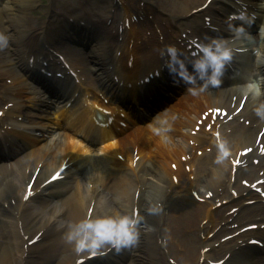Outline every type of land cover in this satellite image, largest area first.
I'll use <instances>...</instances> for the list:
<instances>
[{
	"label": "bare ground",
	"instance_id": "obj_1",
	"mask_svg": "<svg viewBox=\"0 0 264 264\" xmlns=\"http://www.w3.org/2000/svg\"><path fill=\"white\" fill-rule=\"evenodd\" d=\"M38 1L7 0L6 4L0 7V33L9 38L8 47L0 50V72L7 78L14 75L16 65L24 64L22 47L27 44L30 47V42L25 39L30 32H26L22 26L26 21L28 10L36 6ZM140 1L154 8L147 9L150 13L153 10L163 12L168 17V19L148 18L155 29L147 37L149 41L146 48L137 44L130 50V39L123 44L119 42V36L112 30H101L97 32L95 44L89 48V61L78 52L67 54L68 57L71 54L76 55L82 64L86 65L88 62L89 66L91 63V72L103 85H111L112 81L122 83L120 78L112 81L108 79L109 74L106 71L108 67L120 61L115 52L121 49L124 50V55L132 60L131 68L126 65L125 75L129 80L134 77L146 80L156 71L160 72V76L163 73L160 51L166 43L174 42L168 39V35H172V31H169L170 24L178 18L188 16L192 10L198 9L207 0ZM118 4L124 10V14L121 15L123 20L133 18L134 15L141 17V14L134 10L128 11L130 4L128 1L118 0ZM53 8V5L47 7L50 18L41 29L44 37L56 36L46 27L59 20H54L55 17L58 18V15L54 13ZM144 11L147 13L146 9ZM192 28L194 30L191 32L189 29L179 30V37L182 38L185 33L186 38L190 39L193 35H197L202 27L193 26ZM135 34L134 30L130 35ZM144 35L145 31H142V36L138 33V39L143 38ZM162 35L165 37V44L160 42ZM30 38L32 39V36ZM144 62L149 64L145 66ZM9 63L13 64L11 68L8 67ZM259 69L264 71V63L259 64ZM17 80L18 78H15V82ZM155 82V79H147L146 84L159 93L160 90ZM0 89V106L3 102L11 104L4 112V119H0L3 132L14 134L19 140L18 143H14L16 147L20 149L23 147L26 150L34 148L30 151L29 160L19 158L10 163L9 160L12 157H8L0 161V264H77L79 258L88 257V254L77 255L72 247L65 243L63 235L71 224L87 216L90 207L93 209V218L101 215L131 214L133 209H136L143 217L139 242L133 248L124 249L123 264H172V262L173 264H210L217 261L215 259L217 256L220 257L218 260L224 259L223 264H242L236 260L238 251L255 254V249L252 247H244L246 238L247 241L250 240L252 232L243 233L241 229L256 224V221L264 224V208L253 209L262 213L258 215L260 218L255 222L242 227V224L239 226L240 221H237V215L242 210L244 219L257 218L250 212L252 208L247 202L255 201L254 204H257L259 197L252 190L264 189V185L253 186L259 177L255 178V174L248 170L252 168L250 160L246 157V167L235 169L230 163L225 171L223 167L214 163L216 150L200 159L188 147L190 140L201 148L205 147L204 138L208 134L200 131L198 135L191 136L190 131L194 128L196 118L204 106L218 105L223 102L222 89L215 92L208 90L197 97L183 93L167 108L161 110L157 115L166 111L170 117H175L172 121V130L167 133V140L153 135L150 131L149 125L153 119L147 125L134 127L132 131L121 136L118 135L121 130L117 128H100L89 120L86 112L92 114L94 109L88 107L83 100L78 107L82 108L84 116L66 111L62 108L63 104H60L57 116H59V127L60 124L63 125V132H59L57 138L48 136L41 139L31 132L36 130L35 127L46 129L45 122H36L29 127L17 121L18 117L29 118V109H32L39 99L30 97V90L21 81L14 86L0 85ZM121 90L125 91L126 88ZM236 92H239V95L235 103L239 104L244 96L243 92L236 89L232 90V95ZM19 99L21 103L18 102ZM50 103L53 104L52 101ZM252 103L253 99L249 96L245 106ZM41 104L47 109L50 107L44 101ZM232 104L231 102L229 107H232ZM252 116L254 113L250 115ZM39 119L44 120L42 114ZM262 125L264 123L260 122L252 132L250 127L237 125L232 134L235 142L233 143L232 139L227 140L230 145L233 144V156L236 157L238 152L244 149L240 147L241 145L254 147L250 157L257 154L255 142ZM187 128L190 130L187 131ZM78 137L83 140H79ZM80 141H86L90 146L98 143L101 146L95 150L97 152L92 158L84 159L77 155L80 151L78 148ZM260 144L264 145V136ZM87 150L83 149L81 152ZM135 151L136 154H134ZM136 156L140 158L134 165ZM181 156L186 157V163L191 167L190 173L184 170L185 164L180 159ZM188 156H190L189 159ZM29 163L32 164L29 165ZM173 163H176L175 170L170 167ZM62 164L70 165L65 176L70 177L73 184L63 189H59L58 186L64 180L51 185L49 188H53L50 189L49 194L52 197L37 198L35 204L29 208L25 195L37 169L39 171L31 189L36 193L34 197L38 196V189L45 176ZM72 165L75 166L72 167ZM73 170L78 173L74 175ZM78 175H83V179L76 181ZM175 178L178 179L177 183H174ZM246 181L250 183L249 186L243 185ZM232 190H239L238 194L242 197L240 202L234 204L238 207V211L233 215L226 214L227 207H223V204L221 209L216 208V204L222 200L230 198V203L234 202V195L230 197L227 195ZM209 193L213 194L210 199H203V202L197 200ZM98 194L102 196V199L96 201L95 196ZM150 205H158L161 211L158 214H149L147 208ZM114 206L119 207L121 213L114 211ZM202 221L206 222V226L202 225ZM38 233H42L40 240L24 247ZM263 233L258 231L255 236H263ZM211 234L213 236L210 238ZM219 234L221 238L226 236H232V238L222 244L218 239ZM223 245L225 246L222 247ZM205 249H207L206 252ZM39 259L43 262H39L41 261ZM89 260L86 258L85 262ZM246 260L249 261V259L244 261ZM84 264L104 263L92 261Z\"/></svg>",
	"mask_w": 264,
	"mask_h": 264
},
{
	"label": "clouds",
	"instance_id": "obj_2",
	"mask_svg": "<svg viewBox=\"0 0 264 264\" xmlns=\"http://www.w3.org/2000/svg\"><path fill=\"white\" fill-rule=\"evenodd\" d=\"M236 4L241 5V8L227 19L231 43L223 37H210L206 38V43L197 44L198 50L191 54L183 52L175 45H167L160 51V56L164 60L163 68L167 70L173 84L184 85L187 93L193 97L220 87L235 52L239 50L231 46L232 44L254 41L247 28L255 22V16L247 13L243 0H236ZM260 38L264 40V32L260 33ZM8 43V36L0 33V50L8 47ZM252 50L258 60L264 63V44H255ZM243 96L253 98L252 111L258 121L264 123V98H261L264 93L261 92L259 85H248L243 89ZM174 120L175 117H170L165 111L153 118L149 125L150 131L153 135L167 140V133L172 130ZM217 137L214 163L226 171L232 162V149L227 140L219 138V134ZM160 211L158 205H150L147 208L149 214H158ZM142 221L143 217L136 209H133L131 214L101 215L95 218L88 215L71 224L63 239L77 255L87 253L89 257L102 256L105 254L103 251L105 248L120 253L138 244Z\"/></svg>",
	"mask_w": 264,
	"mask_h": 264
},
{
	"label": "rangeland",
	"instance_id": "obj_3",
	"mask_svg": "<svg viewBox=\"0 0 264 264\" xmlns=\"http://www.w3.org/2000/svg\"><path fill=\"white\" fill-rule=\"evenodd\" d=\"M5 2L6 0H2L0 2L1 3L0 5L3 6ZM49 4H50L49 0H43V3H39V5H37L36 8L31 7L33 9L29 11L26 21L24 23L26 31L33 33L36 30L41 29V26H45L46 22L48 21V14L44 13V9H46V7ZM30 5H32V3H30ZM53 5H54V10L57 13L59 12L68 13V16L71 17L78 16V14L80 13L82 14L81 9L77 10L76 8H81V6L82 8L84 7L89 11V14L92 16V18L97 20L98 31H100L101 30L100 27H102L104 23L99 21L100 17H97V14H95L94 12H97L98 15L102 16L101 18L106 20V18H110L111 16H114L113 10L115 8L116 2L114 5L113 0H53ZM138 5L140 7H144L147 6L148 4H146L145 2L143 4L142 2H140V0H132V2L130 3L132 9L137 8ZM116 6L118 8V5ZM158 15L159 16L161 15L163 17V14L161 13ZM50 27H53V25Z\"/></svg>",
	"mask_w": 264,
	"mask_h": 264
}]
</instances>
